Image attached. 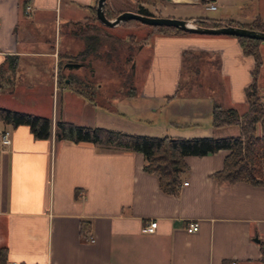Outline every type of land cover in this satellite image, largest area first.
I'll list each match as a JSON object with an SVG mask.
<instances>
[{"label":"crops","instance_id":"1","mask_svg":"<svg viewBox=\"0 0 264 264\" xmlns=\"http://www.w3.org/2000/svg\"><path fill=\"white\" fill-rule=\"evenodd\" d=\"M95 1L0 0V106L47 115L35 111V106L25 108L12 103L16 93L34 90L31 86L35 84L25 76L35 74L40 77V83L51 80L53 93L74 91L81 101L90 104L91 110L83 109L87 110V119L92 121L99 110L105 122L99 125L117 131L187 137L186 132H176L178 128L172 130L176 122L167 117L173 114L180 119L179 123L184 119L187 123L189 117L205 111L210 129L233 131L209 135L238 134V124L220 127L211 124L214 103L210 96L205 103H179L180 111H173L176 115L170 110L161 121L148 123L149 120L131 118L122 110L117 112L119 103L114 108L91 103L73 87L86 89L85 81L74 83L72 88L68 80H57L61 24H65L72 38V50L77 49L75 29L90 16L88 6ZM116 1L108 0V4L118 10ZM242 3L241 7L224 9L220 16H205L216 21L240 22H248L257 15L264 17L260 0H242ZM62 4L66 7L63 16ZM197 16L201 15L180 17ZM44 25L51 31L47 36L42 30ZM147 38V43L137 48L150 46L139 97L160 100L175 95L187 56L189 84L204 85L207 92H213V88L224 107H232L238 113L246 110L245 87L251 82L253 57L243 53L234 36L150 31ZM258 50L262 63L257 88L262 95L264 42ZM10 62L15 65L13 68ZM83 68L88 69L89 77L96 74L92 60L82 62L78 68L63 67L62 71L73 75ZM78 74V77L85 75ZM94 84L98 89L102 85L99 81ZM133 104L138 107V103ZM166 104L142 103L151 111L165 108ZM54 107L52 103L49 114L52 132L47 138H35L26 124L6 125L11 130V143L4 148L0 146L3 258L0 257V264H224L230 259L235 264H263L264 186L246 181H216L213 173L222 167L227 149L184 156L187 169L180 174L178 192L170 194L160 189L156 172L144 169L146 159L140 151L98 142L56 139L58 115ZM70 121L94 126L92 122ZM196 126L198 130L191 135H200V124ZM152 219L157 220L155 230L143 231L142 227ZM191 220L198 221L199 226L196 231L188 232L185 227Z\"/></svg>","mask_w":264,"mask_h":264},{"label":"trees","instance_id":"2","mask_svg":"<svg viewBox=\"0 0 264 264\" xmlns=\"http://www.w3.org/2000/svg\"><path fill=\"white\" fill-rule=\"evenodd\" d=\"M88 7L90 16L86 17L84 22L75 29V34L81 39L83 45L73 58L85 64L91 61L92 58L99 59L116 70L117 67L115 66L113 57L119 55L118 44H123L125 39L108 31L107 27L96 19V1ZM134 11L153 15L143 4H140ZM119 12L121 10L110 9L108 0H106L105 14L108 18L116 16ZM194 18L195 22L202 26H219L224 22L264 31V17L258 15L248 22H240L234 19L216 21L207 16H197ZM122 23L124 25H135L141 22L129 19ZM149 26L151 27V32L163 34L189 33L174 26ZM231 36L237 39L244 54L253 57L251 82L245 87L247 108L242 113H238L232 107L213 104L211 113L212 125L214 127L238 124V134L219 137L130 134L104 127L79 125L58 118L55 121V138L58 140L70 139L74 142H98L140 151L146 159L144 169L149 172H156L158 174L160 189L170 194L178 192L180 174L187 169L184 156L204 155L219 149H227L228 152L223 159L222 167L213 173L216 181L227 183L246 181L253 185L264 186V105L261 103L257 88V75L262 63L258 47L264 41L238 35ZM104 44H107L109 47L104 48ZM126 59L128 60L127 57ZM65 61L66 57L59 55L57 80L59 78L62 81L65 80L66 76L62 75ZM9 65L12 68L15 66L12 62ZM130 75L131 73L126 78L128 81L130 80ZM67 78L68 83L85 81L86 87H95L94 82L87 75H83L82 77L69 75ZM74 88L90 102L94 103V99L87 96L82 91V88ZM94 89L97 90L98 88L95 87ZM124 94L131 96L133 93L127 90ZM0 122L12 127L26 124L35 138H47L52 132V119L49 116L3 106H0ZM1 253L2 250L0 249V257L3 260ZM261 262L264 264V238L261 242ZM226 263L224 262V264Z\"/></svg>","mask_w":264,"mask_h":264},{"label":"rangeland","instance_id":"3","mask_svg":"<svg viewBox=\"0 0 264 264\" xmlns=\"http://www.w3.org/2000/svg\"><path fill=\"white\" fill-rule=\"evenodd\" d=\"M195 2L187 3V2H179L176 4L169 3L167 4L163 0H117L115 5L117 8L125 9L130 8L135 10L140 4H145L147 6V9L153 14V15H161V16H173V17H179L184 18L180 16L188 15V14H198L201 16H211V17H217L221 15V12H224V9H234L237 6H242V0H217L215 3V8H208L207 4L209 0H194ZM262 5V6H261ZM249 6V5H248ZM110 7V6H109ZM231 7V8H230ZM65 5L62 4V16H63V10L65 9ZM260 10L262 12L264 11V0H260ZM110 9H112L110 7ZM117 10V9H112ZM170 13V15L168 14ZM172 13V14H171ZM225 20V19H224ZM62 28L60 32V45L58 54L60 56L64 57H70L73 58L75 53L82 47V41L80 38L76 37V43L75 46L77 49L72 50L71 42L72 38L68 34V30L65 29V24L62 23ZM64 26V27H63ZM107 27V30L112 32L113 34H116L120 36L122 39H125V42L123 44L119 45V55L116 57H113V61L116 64L117 67L116 70L111 68L110 65L106 64L104 61L92 58V67L95 68L96 74L89 77L88 69L83 68V70H79L77 72H73L74 76L79 75L78 73H83L89 77L90 80L93 82L99 81L101 82V87L97 90H95V87H86V89L82 88V91H84L87 96L94 99V103H100L107 105L108 108H114L117 106V112L122 110L127 116L131 118L138 117L141 121L149 120L148 123L159 122L163 118L164 114L174 113L173 111H180L179 103H205L206 97L210 96L212 98V103L214 104H220V101L216 98L217 94L214 92H207V87L204 85L197 86V82H194L192 84H189V78L187 77L188 74V68L186 61L187 56L184 58L183 64H182V74L180 77V85L178 86V90L175 95L171 97H164L160 100H151L150 99H144L139 97L140 96V89H141V82L142 79L145 76L146 73V67L149 64L150 59V46L143 47L141 50H138L137 48H140L144 44L147 43V35L151 31V27L144 23H137L135 25H124L123 23H120L118 26L113 27ZM45 35L47 36L49 34L50 28L44 25L42 27ZM104 48L109 47L107 44L103 45ZM128 58V60L126 59ZM200 69V66H199ZM193 71V70H192ZM130 75V80L128 81L126 78L128 74ZM193 73V72H192ZM194 72L192 74V78H195ZM26 74V73H25ZM33 75V76H32ZM62 75L68 77L69 74H66V72L62 71ZM25 79H27L29 82L34 83V86H31L34 88V90L22 92V93H16L15 100L12 102L14 104H19L20 106L30 107L35 106V111L38 110V112H42L43 114H47L45 116H50V110L52 103L54 104V112L56 115H58V118H61V116H65L66 121L74 120L79 122H92L94 126L98 127H104L99 124H104L105 122L102 121L104 117L99 116L100 112L97 111V114L94 115L93 120L87 119V110L83 109H89L91 110L90 104L87 101H81L79 96L72 90H66L63 93L60 91H54L52 92V85L51 80L48 82L40 83V77L35 76V74L27 75L25 76ZM67 79V78H65ZM127 81H126V80ZM212 76V80H213ZM59 80H61L59 78ZM125 80V81H124ZM74 83H71V87ZM215 86V85H214ZM75 87V85H73ZM72 87V88H73ZM95 90V91H94ZM131 91L133 94L131 96H127L124 94L126 91ZM94 91V92H93ZM133 96V97H132ZM82 103H84L82 105ZM92 103V102H91ZM133 103H138V107L135 106ZM142 103H168L166 104L167 107L162 109H157L155 111L147 110L143 107ZM63 114V115H62ZM175 114V113H174ZM176 115V114H175ZM212 115V113H211ZM175 121L176 123H173L171 126L172 130H175V128H178L176 132L179 134H182L180 132H186L185 135L187 137H193V136H212L209 134H212V132H220L221 134H231L233 131L231 129H222V130H215L214 128L210 129V126H208V116L205 115V111L202 115L195 116V117H189L187 119V123L185 122V119L182 120V123H179L180 119H176L175 116L167 117ZM62 119V118H61ZM89 120V121H86ZM212 121V116H211ZM72 122V121H70ZM73 123V122H72ZM78 124V123H75ZM196 124H200L199 131L200 135H191L194 130H198L197 126L194 127ZM212 124V122H211ZM79 125H87V123H79ZM108 128V127H104ZM111 129V128H108ZM114 130V129H111ZM179 137H184L183 135H176Z\"/></svg>","mask_w":264,"mask_h":264},{"label":"water","instance_id":"4","mask_svg":"<svg viewBox=\"0 0 264 264\" xmlns=\"http://www.w3.org/2000/svg\"><path fill=\"white\" fill-rule=\"evenodd\" d=\"M105 2L106 0L96 1L95 15L96 19L100 23L108 27L116 26L129 19H135L147 25L174 26L189 33L238 35L243 37L256 38L264 41L263 30L231 25L224 22H222L219 26H202L195 22V18L146 15L134 10H123L116 16L108 18L105 14ZM80 66H82V62L73 59H67L63 64V67L68 68H78Z\"/></svg>","mask_w":264,"mask_h":264},{"label":"built area","instance_id":"5","mask_svg":"<svg viewBox=\"0 0 264 264\" xmlns=\"http://www.w3.org/2000/svg\"><path fill=\"white\" fill-rule=\"evenodd\" d=\"M208 8H215L216 5L213 1H209L207 4ZM30 7L27 5L25 8V11L28 12ZM261 103L264 105V94L260 95ZM11 143V130L8 126L0 122V146L5 147ZM187 182H184L186 184ZM157 225V220L152 219L148 223H146L143 227V231L152 232L155 230ZM199 223L196 220H191L186 225V231L193 232L198 229ZM92 239V238H91ZM6 264H15V262H8ZM226 264H235L234 259H230Z\"/></svg>","mask_w":264,"mask_h":264}]
</instances>
